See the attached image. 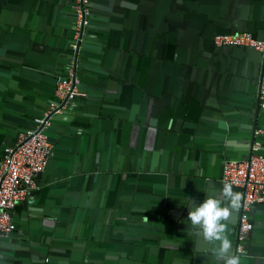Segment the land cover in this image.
I'll use <instances>...</instances> for the list:
<instances>
[{
	"label": "crops",
	"instance_id": "crops-1",
	"mask_svg": "<svg viewBox=\"0 0 264 264\" xmlns=\"http://www.w3.org/2000/svg\"><path fill=\"white\" fill-rule=\"evenodd\" d=\"M74 25L71 0H0V151L52 99ZM231 30L264 37V0H93L81 93L52 123L54 152L0 235V264H222L187 216L221 198L224 160L264 129L261 54L212 45ZM221 206L234 255L239 208ZM250 216L239 261L264 264V204Z\"/></svg>",
	"mask_w": 264,
	"mask_h": 264
},
{
	"label": "built area",
	"instance_id": "built-area-1",
	"mask_svg": "<svg viewBox=\"0 0 264 264\" xmlns=\"http://www.w3.org/2000/svg\"><path fill=\"white\" fill-rule=\"evenodd\" d=\"M89 0H73L75 25L71 40V57L66 75L57 82L54 98L33 122L19 133L16 143L6 146L0 154V235L16 229L13 211L18 202L24 200L36 185V177L47 166L53 154V144L48 137V127L53 117L62 113L69 102L81 93L80 58L86 29L89 24ZM214 44L245 45L254 47L264 54V38H256L247 31L216 34ZM260 106H264V82L260 89ZM264 133L263 128L253 132L251 147L257 150L261 145L256 137ZM223 180L240 187L243 195L237 227L236 256L247 252L249 234L253 228L250 211L253 205L264 203V155L251 153L248 158L228 160L224 165Z\"/></svg>",
	"mask_w": 264,
	"mask_h": 264
},
{
	"label": "clouds",
	"instance_id": "clouds-1",
	"mask_svg": "<svg viewBox=\"0 0 264 264\" xmlns=\"http://www.w3.org/2000/svg\"><path fill=\"white\" fill-rule=\"evenodd\" d=\"M224 200L230 203L232 209H237L240 207L241 194L234 191L231 184H224L220 199L207 196L202 203L189 208L187 219L192 226L199 227L205 241L219 242L218 248L215 249L218 261H222V264H240L239 257L229 255L231 241L226 235L225 221L230 215V209L221 206Z\"/></svg>",
	"mask_w": 264,
	"mask_h": 264
},
{
	"label": "water",
	"instance_id": "water-1",
	"mask_svg": "<svg viewBox=\"0 0 264 264\" xmlns=\"http://www.w3.org/2000/svg\"><path fill=\"white\" fill-rule=\"evenodd\" d=\"M92 2H93V0H89V2H88V6H89V9H90V14H89V24H88V27H87V29H86V33H85V37H84V42H83V45H82V49H83V47H84V44H85V41H86V36H87V33H88V28H89V26H90V19H91V11H92ZM71 8H72V10H73V12H74V8H73V0H71ZM75 14V13H74ZM236 32V30H231V31H222V32H215L213 35H212V45H213V47H215L216 49H227V50H230V49H238V48H241V49H254V50H256L254 47H251V46H245V45H222V46H217V45H215L214 44V41H213V37L216 35V34H222V33H235ZM247 32H250V31H247ZM250 33H252V32H250ZM252 35L254 36V37H256V38H264V37H258V36H256V35H254L253 33H252ZM72 37V36H71ZM70 37V41H69V47H70V50H71V52H72V48H71V40H72V38ZM259 53L261 54V57H262V60H261V66H262V71H263V75L261 76V78L259 79V86H258V89H257V92H256V104H255V115H256V118L258 119L259 117H260V115H261V113L264 111V106H260V89H261V86H262V83L264 82V54L262 53V52H260L259 51ZM81 54H82V50H81ZM80 61H81V58H80ZM67 70V69H66ZM80 75V74H79ZM63 77H61L59 80H61ZM58 80V81H59ZM57 81V82H58ZM57 82H56V84H57ZM55 88H56V85L54 86V88H53V95H52V99L54 98V90H55ZM72 101V100H71ZM70 101V102H71ZM70 102H69V104H70ZM48 103H49V101H48ZM47 103V104H48ZM69 104H68V106H67V108L62 112V113H64L67 109H68V107H69ZM61 113H58V114H56L54 117H53V119H52V121H51V124H50V126L48 127V130H47V133H48V137H49V140L51 141V137H50V133H49V130H50V128H51V126H52V123H53V121H54V119L57 117V116H59ZM39 115V114H38ZM37 116V115H36ZM258 122H259V119L257 120ZM258 122H257V125H255L254 126V128H253V131L252 132H254V130L256 129V128H262L259 124H258ZM26 129V127L25 128H23L22 130H20L19 132H22V131H24ZM264 136V133L263 134H261V135H259L258 137H256L258 140H260V142H261V145L259 146V148L257 149V150H253L252 149V147H251V143H252V139H253V134H252V138H251V141H250V143H249V147H248V153H247V155L246 156H244V157H237V158H226L225 160H224V163H223V171H224V165H225V163L228 161V160H232V159H236V160H241V159H246V158H248L249 157V155L253 152V153H256V154H263L264 155V151H263V147H264V141H263V137ZM15 143H13V144H10L9 146H12V145H14ZM53 152H54V149H53ZM3 153V150L2 151H0V154H2ZM52 156V155H51ZM223 171H222V175H221V179H222V182L224 183V184H229V183H227V182H225L224 180H223ZM42 173V172H41ZM41 173H39L38 174V176L41 174ZM37 176V177H38ZM232 186H234V185H232ZM234 187H236L237 189H239L240 190V192H241V198H242V195H243V192H242V189L240 188V187H237V186H234ZM39 189H31L29 192H28V194H27V196L29 195V194H31V193H34L35 191H38ZM43 190V189H42ZM26 196V197H27ZM26 199V198H25ZM264 203H258V204H255V205H253L252 206V208H251V211H250V214H251V212H252V209L256 206V205H263ZM239 214H240V207H239ZM252 219V218H251ZM253 221V220H252ZM16 230V229H15ZM15 230H13L12 232H10V233H7V234H2V236H8V235H11L12 233H14V231ZM250 235V234H249ZM248 240H249V237H248ZM234 256H236L235 254H234ZM237 257H239V256H237Z\"/></svg>",
	"mask_w": 264,
	"mask_h": 264
},
{
	"label": "flooded vegetation",
	"instance_id": "flooded-vegetation-1",
	"mask_svg": "<svg viewBox=\"0 0 264 264\" xmlns=\"http://www.w3.org/2000/svg\"><path fill=\"white\" fill-rule=\"evenodd\" d=\"M237 227H238V224H237V226H236V229H235V237H234V247H233V249L235 250V247H236V244H237V236H236V233H237ZM246 248H247V251H248V243L246 244ZM247 253V252H246ZM245 253V254H246ZM245 254H243V255H245ZM241 256V255H240Z\"/></svg>",
	"mask_w": 264,
	"mask_h": 264
}]
</instances>
